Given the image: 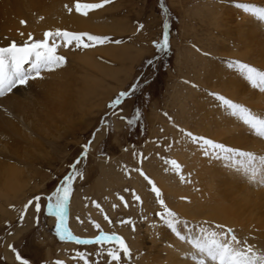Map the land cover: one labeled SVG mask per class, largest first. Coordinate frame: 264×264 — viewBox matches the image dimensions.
<instances>
[{
  "label": "rangeland",
  "instance_id": "374dc122",
  "mask_svg": "<svg viewBox=\"0 0 264 264\" xmlns=\"http://www.w3.org/2000/svg\"><path fill=\"white\" fill-rule=\"evenodd\" d=\"M54 1H62L60 10H67L65 5L71 7L75 2ZM238 5L264 8V0H111L88 16L67 11L79 17L80 22L70 30H62L88 32L110 40L92 48L77 49L73 45L57 49L66 58L64 67L71 66L73 81L56 76L60 69L55 70L58 74L42 71L47 74L45 80L50 78L56 83L52 90L56 85L62 89L73 85L75 90L84 85L92 90L78 103L79 108L74 110L77 112L70 116L63 112L55 117L45 116L39 102L41 88H35L33 81L29 88L33 89L34 99L31 96L29 101L37 113L39 127L24 130L13 108H0V121L2 118L5 123V130L0 133V175L11 176L7 183L6 178H0V264H19L9 245L29 259L30 264H56L57 260L64 264H109L107 251L116 247L114 242L79 244L61 240L55 231L56 218L47 213L48 196L73 171L70 165L77 160L81 161L77 170L83 178L73 181L66 206L67 227L80 239H94L102 231L121 236L132 253L130 258H122L121 264H170V252L179 256L173 243L192 248L159 222L156 213L163 208L137 169H142L160 189L167 207L188 222V229L179 226L182 234L195 236L200 225L221 224L233 229L242 242L253 244V236L244 240V235H238L242 224L257 233L264 232V223L258 225L242 216L241 223L228 226L215 219L208 206L193 204L207 199L215 201L218 197L227 202L235 195L237 199L248 198L250 208L254 203L262 205L264 211V184L250 182L243 170L244 158L225 161L205 156L204 148L186 135L191 132L257 156L264 155V138L232 116L211 95L219 93L264 118V92L253 88L237 69L228 67L229 62L238 60L264 71V21ZM6 8L13 11L10 6ZM35 12L31 13L33 18H37ZM165 22L170 47L161 53L153 41L162 38ZM32 35L34 39H43V34ZM18 40L16 35L3 36L0 43L8 42L0 47ZM117 40L121 43H115ZM133 85L139 87L133 90ZM124 91L131 94L110 108L111 101ZM129 120L134 121L131 126ZM15 127L21 128L18 131ZM90 140L88 155L82 157V146ZM171 160L178 162L179 172L172 169L168 163ZM5 171L11 175H4ZM134 194L140 196L141 202L133 199ZM35 196L41 197V211L37 213L33 204L21 221L23 206ZM127 219L134 222L135 231L131 225L121 223ZM94 223L100 228L94 227ZM15 232H19L17 237ZM9 237H13L6 245L10 260L4 255ZM179 254L180 259H185L182 252Z\"/></svg>",
  "mask_w": 264,
  "mask_h": 264
},
{
  "label": "snow or ice",
  "instance_id": "6c2138e0",
  "mask_svg": "<svg viewBox=\"0 0 264 264\" xmlns=\"http://www.w3.org/2000/svg\"><path fill=\"white\" fill-rule=\"evenodd\" d=\"M111 0H100V2H85V0H75L73 6L65 5L67 11L88 16L90 11L100 9L104 5L110 3ZM244 7L246 12L253 13L259 20L264 21V8L248 7L245 5H238ZM26 23L21 21V24ZM140 27H143L142 25ZM164 32L159 41H153V45L157 51L166 53L170 47L169 33L167 31V23L164 25ZM21 35H23L21 33ZM110 40L107 36H97L88 32H70L62 29L46 30L43 33V39H34L31 33L28 34L27 40L22 43L12 41L7 46L0 47V96L6 93H12L18 87L27 86L30 80L42 79V71L52 72L62 68L66 64V58L57 53L59 47L75 48H92L97 44H104ZM115 43H121L117 40ZM27 65V67H26ZM228 67L237 69L248 81L253 88H258L264 92V71H259L257 68L240 61H232L228 63ZM145 83H147L145 81ZM139 85H133V90ZM129 91L119 93L114 100L111 101L109 107L121 104L122 98L129 96ZM211 95L223 106L232 116L236 117L243 124L247 125L257 136L264 138V118L253 114L247 107L236 103L231 99L219 93H211ZM133 120H129L128 124L131 126ZM186 135L194 142L200 144L204 148L205 156H215L216 159L233 161L236 157H241L246 160L244 164V172L247 174L250 182L264 184V155L257 156L248 151L235 149L222 143H217L205 137H197L191 132ZM92 141L82 146V157H87L89 147ZM211 150V151H209ZM80 160L70 165L73 169L68 175L63 177L62 182L58 185L54 192H52L47 200V213L56 218L55 231L56 235L61 240H74L79 244H107L114 242L116 247L109 248L107 257L109 264H121L122 258L128 259L132 253L125 242V240L116 233L101 232L94 239H80L73 236L67 227L66 223V206L69 203L72 194L73 181L83 178V173L78 171ZM174 171L179 172L180 165L177 161L171 160L168 162ZM139 174L151 185V191L155 193L157 202L163 208L162 212L156 213L160 218V223L165 225L179 240L187 241L191 245L194 252L191 259L196 264H264V255H258L251 245L239 240L233 229L225 225L217 224L215 227L199 226V234L195 236L182 234L179 227L183 225L184 229H188L187 221L181 220L178 215L169 209L165 201L161 198V191L155 183L144 173L142 169H137ZM259 176V179L257 177ZM183 179V177H181ZM124 201V197H120ZM133 199L141 202L139 195H133ZM41 197L35 196L28 200L23 206L24 211L20 214V220L24 219V212L34 204L35 211H41ZM99 207V205H96ZM127 207V202L124 203ZM107 220V216H105ZM110 222V221H109ZM122 224L131 225L132 230L135 231V224L131 219L121 221ZM156 223L152 224L155 228ZM94 227L100 228L99 224L94 223ZM9 248L15 253V260L19 264H30V260L23 257L12 245ZM81 259H84L83 253L79 254ZM56 264H64L63 261L57 260ZM87 264V261H85Z\"/></svg>",
  "mask_w": 264,
  "mask_h": 264
},
{
  "label": "bare ground",
  "instance_id": "6f19581e",
  "mask_svg": "<svg viewBox=\"0 0 264 264\" xmlns=\"http://www.w3.org/2000/svg\"><path fill=\"white\" fill-rule=\"evenodd\" d=\"M41 2H44V4L42 5ZM61 2L62 1H54V0H0V36L1 37L10 36L12 38L16 35V37L18 39H20V40H18V43H22V41H25L27 39L29 33L36 34L39 36V35H42L44 33V31H46V30H53L54 31L55 29H58V28L59 29H69V30L72 29L73 26H75L76 24H78V22H80V18L79 17L77 18V16L73 17L72 15H69L67 13V10H60L59 4ZM6 6H10L13 9V11H9L6 8ZM26 8L28 9L27 11H25ZM64 8H66V7H64ZM33 11L37 12V18L32 17L31 13ZM55 13H56V15H55ZM17 14L19 15V17H12L11 16V15H17ZM67 14H68V16L66 17ZM21 15H22V17H20ZM58 19L60 20L59 22H57ZM7 20H8V22H6ZM81 20L87 21L85 19H81ZM21 21H25L26 23L21 24ZM58 23H59V27H57ZM21 33L23 35H21ZM7 42L8 41H5V42L2 41V43H0V46L7 44ZM69 55H70V57H72L71 53ZM81 61L82 60L79 59V62H81ZM86 64H88L87 61H86ZM80 65H82V64H80ZM83 66H86V65H83ZM26 67H27V65H26ZM65 67L64 66L62 67V68H64V70L61 71L62 68H60V72L53 71V73L58 72L59 74L57 73L58 75H56V76H59L60 78L66 77V78H68L67 80H69L70 75H71L70 71L72 69H71V66H69L68 68H65ZM102 68L103 67L98 66V69L102 70ZM42 76H43L42 79L30 80L29 84L27 86L18 87L17 89H14L12 93H6L4 96H0V108H1V106L5 107V109L8 107L13 108V110H15V112H16V115H18V117L20 118L19 120H21V127L24 130H28V129L31 130V128L39 127L38 126L39 120L36 118L37 113L33 110L34 108L31 107V105H30L31 102L29 101L32 94H33V89H31V87L29 88L31 81L35 82V85H36L35 88L36 87L38 89L41 88L42 95L40 97L42 98L43 103H41L42 102L41 100L39 102L42 105V107L44 108L45 116L48 115L49 117H52V116L55 117L57 113L59 114V112L60 113L61 112L66 113V115H68V116L72 115L74 112H77L74 110H75V108L78 107L77 106L78 103H81V100L84 101L88 97V95L92 92V90H89V88L87 86H86L87 88L84 87V85L80 90H75L73 85H67L66 86L67 89H62L60 87V85H59V88H57L58 85H56L52 90L53 84H56V83L49 81L50 78L49 79L47 78V80H45L44 77H46L47 74H42ZM70 79L73 81L72 78H70ZM86 83L88 84V81ZM32 86H34V85H32ZM77 92H80L79 93L80 97L77 96V98L80 101L76 100L77 99L76 98ZM81 94H83L84 97H82ZM32 98H33V96H32ZM33 102L34 101H32V103ZM0 114H2V113L0 112ZM16 115H15V117H16ZM8 122L9 121H7V123ZM4 125H5V123L2 121V118H1L0 133H2V134H3V130H5ZM9 125H10V123H9ZM10 126H12V125H10ZM21 127H19V128H21ZM9 128H12V127H9ZM19 128L15 127V129H18V131L20 130ZM9 173L6 172V174L4 173V175L8 174V176H9ZM18 174L20 175L21 173H18ZM10 175H11V173H10ZM9 177H11V176H9ZM0 178L4 179V178H6V176L3 177V175L2 176L0 175ZM8 178L4 179L5 182H6V180L8 181ZM6 183H4V184H6ZM242 190H244V189H242ZM232 191H234V190H232ZM246 191H248V190H246ZM208 193H210V192H208ZM239 193H240V191H239ZM229 194H230V191H229ZM244 195H248V193L245 194V192H244ZM215 196L216 195H214V197ZM217 196H219V195H217ZM233 196H235V195H233ZM233 196H231L230 198L227 199L230 202L229 204H226L228 201L226 202L225 199H223V201H222L220 199L221 197H218V200H215V201L213 199L212 200L207 199V201L195 202L193 205L195 207L197 204L200 207L208 206L215 213L214 214V215H216L215 219L222 221L223 223H227L226 225H228V226H231L232 224H235V223H241V221H243V219H244V217H242V216H246L248 218V220H252L253 223H256L258 225L264 223V211H261L262 205L260 206V204H258V202H256L258 205H256L255 203L253 204L251 202L250 204H253L254 207L251 206V208H250V206L248 205V202H249V200H247L248 198L245 199V198L239 197L237 199ZM236 196H237V194H236ZM208 197H210V195ZM253 201H254V199H253ZM207 202H210V204H208ZM253 208L255 210H253ZM29 216H30V214L26 217V220L24 222L26 225H28V221H30ZM252 221H250V222L252 223ZM21 230H19V231H21ZM251 232H250V230L246 224H244V225L242 224L241 230L239 231L238 235L239 236L244 235L243 238H245V237L249 238V237L253 236L252 237L253 241L251 242L253 244L251 246L253 247L254 251H256V252L259 251L260 254L257 252L258 255H264V236H263L264 232H257V233L254 231H251ZM18 233L19 232H15L13 235L16 234L15 236L17 237ZM167 237L169 238L168 239L169 241H172V239L168 235H167ZM12 238L13 237H9L7 239V241L5 242V254L4 255H5L6 259H8V260H10V257H9L8 250L6 249V245L8 244L9 241H11ZM244 240H246V238ZM173 248L178 251L179 256H180L179 253L182 252L185 259L184 258L180 259L179 256L174 254V252H172V253L170 252L169 256H168L170 258L169 259L170 264H196V262L191 259L192 254L194 252V250L192 248H189L188 246H185L184 244H182L180 242L173 243Z\"/></svg>",
  "mask_w": 264,
  "mask_h": 264
}]
</instances>
